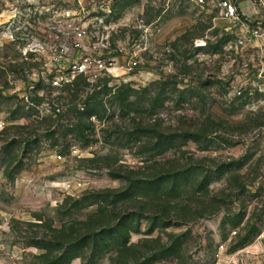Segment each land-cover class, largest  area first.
I'll return each mask as SVG.
<instances>
[{
  "label": "rangeland",
  "instance_id": "374dc122",
  "mask_svg": "<svg viewBox=\"0 0 264 264\" xmlns=\"http://www.w3.org/2000/svg\"><path fill=\"white\" fill-rule=\"evenodd\" d=\"M54 18L64 44L101 26L125 67L53 87ZM227 27L195 0H0L3 264H224L220 243L264 264V105L219 78Z\"/></svg>",
  "mask_w": 264,
  "mask_h": 264
},
{
  "label": "built area",
  "instance_id": "2783aa9c",
  "mask_svg": "<svg viewBox=\"0 0 264 264\" xmlns=\"http://www.w3.org/2000/svg\"><path fill=\"white\" fill-rule=\"evenodd\" d=\"M195 2L214 11L217 18L228 24L227 29L232 39L225 46L226 57L219 78L225 81L230 98L241 101L249 99L256 105H264V0H195ZM49 26L53 38L57 39L54 46L55 56L59 59L66 56L69 62L66 70L49 79L53 87L61 89L77 76L95 82L102 76L125 67L124 64L120 66L116 56L110 54V36L98 28L101 26L96 25L97 28L92 31L76 20H71L67 25L69 36L66 44L62 43L65 32H62L61 19L54 18ZM86 38L88 47L85 49ZM206 44L204 39L197 42V45ZM80 51L82 53H78ZM116 51L124 53V48L118 46ZM137 63V60L131 59L130 69L136 67ZM35 89V82H28L20 89L19 95L22 99L30 101V95ZM79 109L83 111L85 108L80 106ZM57 111H60V108H57ZM2 128L3 121L0 122V129ZM64 185L67 189L85 188V182L81 179L67 181ZM10 229L11 215L1 213L0 264L7 258L21 257L16 250L7 248L2 243V236L10 232ZM262 244L264 246V235ZM224 247V244L220 245V249Z\"/></svg>",
  "mask_w": 264,
  "mask_h": 264
},
{
  "label": "crops",
  "instance_id": "0c3cea01",
  "mask_svg": "<svg viewBox=\"0 0 264 264\" xmlns=\"http://www.w3.org/2000/svg\"><path fill=\"white\" fill-rule=\"evenodd\" d=\"M221 244H224V248L223 249H220V245ZM247 253L246 255L248 257H252L253 254V251H252V254H250V250L249 248H245L243 250H239L237 252H234V253H227V247H226V243H220L218 248H217V252H216V256L218 258V261L219 262H222L224 264H239V257L238 255L242 254V252L244 253ZM220 264V263H218Z\"/></svg>",
  "mask_w": 264,
  "mask_h": 264
},
{
  "label": "trees",
  "instance_id": "16d2710c",
  "mask_svg": "<svg viewBox=\"0 0 264 264\" xmlns=\"http://www.w3.org/2000/svg\"><path fill=\"white\" fill-rule=\"evenodd\" d=\"M250 236H251V234L250 235H247L246 237L241 238V240L239 241V245L241 247L247 245L251 241V237ZM234 249H236V248H234Z\"/></svg>",
  "mask_w": 264,
  "mask_h": 264
}]
</instances>
